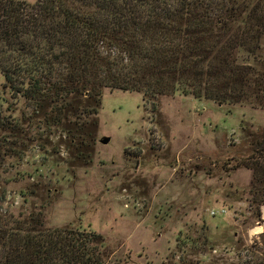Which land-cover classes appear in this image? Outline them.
Returning a JSON list of instances; mask_svg holds the SVG:
<instances>
[{
  "label": "trees",
  "instance_id": "trees-1",
  "mask_svg": "<svg viewBox=\"0 0 264 264\" xmlns=\"http://www.w3.org/2000/svg\"><path fill=\"white\" fill-rule=\"evenodd\" d=\"M106 88L139 91L151 110L162 94L264 110V0H0V162L35 145L90 163ZM242 129L258 219L264 125ZM43 206L0 211V264H108L101 233L48 226Z\"/></svg>",
  "mask_w": 264,
  "mask_h": 264
},
{
  "label": "rangeland",
  "instance_id": "rangeland-1",
  "mask_svg": "<svg viewBox=\"0 0 264 264\" xmlns=\"http://www.w3.org/2000/svg\"><path fill=\"white\" fill-rule=\"evenodd\" d=\"M98 118L88 164L35 145L0 162V211L22 217L44 205L48 226L101 233L108 264H237L264 253V204L256 219L252 172L238 165L242 126L261 129L264 110L180 94L151 110L139 91L106 88Z\"/></svg>",
  "mask_w": 264,
  "mask_h": 264
},
{
  "label": "built area",
  "instance_id": "built-area-1",
  "mask_svg": "<svg viewBox=\"0 0 264 264\" xmlns=\"http://www.w3.org/2000/svg\"><path fill=\"white\" fill-rule=\"evenodd\" d=\"M226 211H227L226 208H222L220 210H212L211 214L216 215L217 213H225Z\"/></svg>",
  "mask_w": 264,
  "mask_h": 264
},
{
  "label": "water",
  "instance_id": "water-1",
  "mask_svg": "<svg viewBox=\"0 0 264 264\" xmlns=\"http://www.w3.org/2000/svg\"><path fill=\"white\" fill-rule=\"evenodd\" d=\"M109 139H110L109 137L105 136V137H102L100 140L103 143H107L109 141Z\"/></svg>",
  "mask_w": 264,
  "mask_h": 264
}]
</instances>
